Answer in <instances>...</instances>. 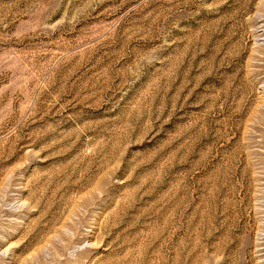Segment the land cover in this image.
<instances>
[{
	"label": "rangeland",
	"instance_id": "1",
	"mask_svg": "<svg viewBox=\"0 0 264 264\" xmlns=\"http://www.w3.org/2000/svg\"><path fill=\"white\" fill-rule=\"evenodd\" d=\"M0 264H264V0H0Z\"/></svg>",
	"mask_w": 264,
	"mask_h": 264
}]
</instances>
